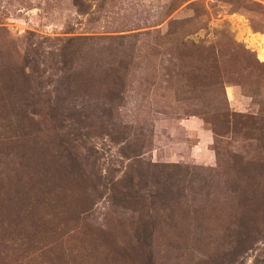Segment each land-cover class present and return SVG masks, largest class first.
<instances>
[{
  "label": "rangeland",
  "instance_id": "rangeland-1",
  "mask_svg": "<svg viewBox=\"0 0 264 264\" xmlns=\"http://www.w3.org/2000/svg\"><path fill=\"white\" fill-rule=\"evenodd\" d=\"M68 43L122 89L112 118L43 116ZM27 54L41 114L15 130L1 92L0 264H264V0H0V73ZM152 165L181 167L174 204L130 182Z\"/></svg>",
  "mask_w": 264,
  "mask_h": 264
},
{
  "label": "trees",
  "instance_id": "trees-1",
  "mask_svg": "<svg viewBox=\"0 0 264 264\" xmlns=\"http://www.w3.org/2000/svg\"><path fill=\"white\" fill-rule=\"evenodd\" d=\"M72 45L68 43L59 49L58 54L61 67L59 66L58 69L62 71L65 77V86L64 90L55 93V96L51 99V104L47 106L43 116H46L51 122L68 121L75 123L112 118L115 106H121L122 89H119L116 84L117 82L115 81L110 82L111 84L107 85L103 90L99 87L93 90L90 89V87H88L90 86L89 83L96 81L94 70L90 67L91 64L85 65L84 61L78 65V59L76 57L78 49ZM70 46H72L73 49H69ZM23 58L22 67L24 65V70L20 68L19 70L13 69L12 71L10 68H7L4 73H0L3 82V85H0V101L2 99L4 100L1 96V92H3L6 100L5 104L11 105L12 108L10 116L11 119H13L12 123L16 124L15 130H18L17 128H19V130L22 128L21 121H24V119L27 118L26 120L29 121L32 119L27 116L25 108L30 107L33 114H41V109L38 107L40 102L34 99L37 98L35 97L37 96V93L30 94V76L28 73H25V69L27 68L31 69V71H33L34 68H37L38 62L36 59L33 60L32 58H28V54ZM29 63L31 65H29ZM16 73L20 75L19 78L16 77ZM84 77L88 80L81 83L80 80ZM29 99L31 100L28 101ZM3 105L0 106V111L4 108ZM212 130L215 134L216 143L214 149L219 158L220 148L217 143L220 141L219 138L225 136L226 132L220 133L214 128H212ZM71 132L67 133V136L70 135L71 138L61 139V143L58 144V146L62 147L63 144H66L63 148L66 153L64 156L68 157V160L72 165L79 167L81 166L82 159H79L77 152L74 150L75 145H73V142L80 139L74 138L76 133L74 131ZM59 152L60 149L57 148L55 154L59 155ZM16 153L17 152H15V154ZM92 154L93 153L87 154V156L83 158V161L87 164L93 165L97 158L93 157ZM88 158H91L92 160L88 162ZM150 167L151 168H147L145 172L141 168L137 169V171H135V177H130V182L136 178L133 185L137 187L139 183L143 181L145 184L143 188H146L147 191L146 197L149 196L150 201L156 202L160 207L166 206L167 203H169V206L170 203L174 204L177 200V189L185 180L179 172L181 167L179 165H166V168L159 165H152ZM15 177L16 176L6 174L2 179L12 182L15 180ZM91 187L93 188L94 186L92 185ZM131 188L132 198L138 199L137 192L139 191V187L136 188L137 190L133 187ZM114 196L118 199H125L123 192L120 191L119 194L115 192ZM142 197H144V195Z\"/></svg>",
  "mask_w": 264,
  "mask_h": 264
}]
</instances>
